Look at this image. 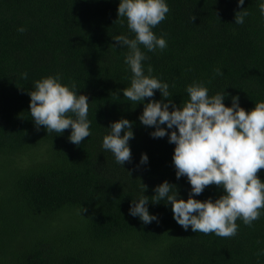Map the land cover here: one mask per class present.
I'll use <instances>...</instances> for the list:
<instances>
[{
	"label": "trees",
	"instance_id": "obj_1",
	"mask_svg": "<svg viewBox=\"0 0 264 264\" xmlns=\"http://www.w3.org/2000/svg\"><path fill=\"white\" fill-rule=\"evenodd\" d=\"M166 2L170 11L153 31L167 47L148 51L140 45L145 74L150 65L152 75L169 84L172 95L164 99L182 105L189 99L186 86L197 81L209 95L225 88L229 106L233 95L245 110L264 101L260 0L243 6L237 0ZM118 4L0 0V264H264V209L250 226L237 219L235 236L220 237L185 230L170 202L151 201L164 180L184 199L191 185L186 176L176 177L175 145L167 135L153 138L154 126L138 118L144 103L162 99L160 91L136 105L123 96L132 73L124 62L127 47L113 36L134 33L126 18L117 17ZM242 7L249 14L236 24ZM21 26L24 32L17 30ZM57 73L89 100L91 134L80 145L69 141L70 128L47 132L30 115L34 82ZM121 117L133 122L134 132L131 160L123 166L101 147L106 127ZM142 153L147 163H140ZM257 175L264 180V169ZM222 193L209 185L195 198ZM144 194L158 222L145 224L129 214L132 201Z\"/></svg>",
	"mask_w": 264,
	"mask_h": 264
},
{
	"label": "clouds",
	"instance_id": "obj_2",
	"mask_svg": "<svg viewBox=\"0 0 264 264\" xmlns=\"http://www.w3.org/2000/svg\"><path fill=\"white\" fill-rule=\"evenodd\" d=\"M237 4L243 6L244 0H237ZM169 11L166 0H119L117 17L126 18L128 29L134 36H113L120 47L128 49L124 62L132 77L130 86L122 89L123 96L136 105L146 97H153L155 90L160 91L162 99H150L144 103L138 118L143 125L154 126L150 133L153 138L167 135L169 142L175 145L173 164L176 177L186 176L191 185L188 198L184 199L178 196L174 184L164 180L155 186L151 201H164L166 205L170 202L173 218L185 230L190 226L193 232L232 237L238 230L237 219L250 226L264 209V180L257 175L264 169V101L245 110L239 97L233 95L229 106L224 103L228 96L225 88L209 95V88L197 81L186 86L189 99L182 105L164 99L172 95L169 84L153 76L150 65L145 74L143 61L147 57L140 45L148 51L167 47L165 37L157 36L153 28L166 18ZM259 11L264 16V0H260ZM248 14L246 7H242L235 12L234 23L243 24ZM17 30L24 32L26 29L21 26ZM215 74L222 76L223 72L216 68ZM23 76L26 79L27 73ZM77 90L75 82L63 84L57 73L36 80L34 90L28 93L30 115L35 125L57 134L70 128L68 139L74 145H80L91 134L89 100ZM132 125V121L121 117L106 127L110 131L102 139V149L110 151L115 162L122 166L131 160ZM147 161V154L142 153L140 163ZM209 185L221 187L223 193L215 199H196L195 196ZM145 189L146 186L144 192ZM148 202L145 194L133 200L129 214L145 224L154 220L158 222V217L149 212Z\"/></svg>",
	"mask_w": 264,
	"mask_h": 264
}]
</instances>
